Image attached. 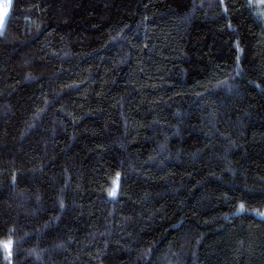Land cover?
<instances>
[{
  "label": "trees",
  "instance_id": "trees-1",
  "mask_svg": "<svg viewBox=\"0 0 264 264\" xmlns=\"http://www.w3.org/2000/svg\"><path fill=\"white\" fill-rule=\"evenodd\" d=\"M263 212L264 0H11L0 264H264Z\"/></svg>",
  "mask_w": 264,
  "mask_h": 264
},
{
  "label": "rangeland",
  "instance_id": "rangeland-1",
  "mask_svg": "<svg viewBox=\"0 0 264 264\" xmlns=\"http://www.w3.org/2000/svg\"><path fill=\"white\" fill-rule=\"evenodd\" d=\"M10 5H11V0H0V32L4 28V24L6 22L10 10ZM5 9L7 10L6 15H5ZM261 216H264V212L261 214Z\"/></svg>",
  "mask_w": 264,
  "mask_h": 264
},
{
  "label": "snow or ice",
  "instance_id": "snow-or-ice-1",
  "mask_svg": "<svg viewBox=\"0 0 264 264\" xmlns=\"http://www.w3.org/2000/svg\"><path fill=\"white\" fill-rule=\"evenodd\" d=\"M7 14V10L5 9V15ZM11 242H8V244H5L4 247L7 249L10 246Z\"/></svg>",
  "mask_w": 264,
  "mask_h": 264
}]
</instances>
